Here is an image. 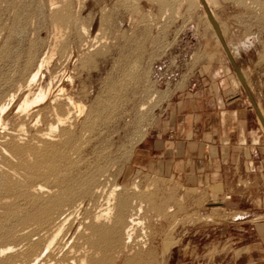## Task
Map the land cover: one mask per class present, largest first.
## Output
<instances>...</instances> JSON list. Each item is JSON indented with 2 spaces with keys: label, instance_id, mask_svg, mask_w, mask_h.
Wrapping results in <instances>:
<instances>
[{
  "label": "rangeland",
  "instance_id": "rangeland-1",
  "mask_svg": "<svg viewBox=\"0 0 264 264\" xmlns=\"http://www.w3.org/2000/svg\"><path fill=\"white\" fill-rule=\"evenodd\" d=\"M195 1L0 0V101L6 109L18 90L25 96L26 74L44 55L50 59L33 91L64 84L83 105L79 120L72 109L63 125L51 115L29 129L14 108L0 126V264H29L36 252L46 257L50 239L30 235L39 226L21 207V193L38 184L57 189L65 175L74 194L66 195V214L75 209L66 233L84 264H264L263 189L254 209L239 212L231 208L239 200L218 185L158 173L135 159L146 130L179 91L212 82L231 85L229 92L237 85L244 94L204 6L264 116V0ZM50 125H58L53 133ZM12 130L19 132L14 144L22 155L9 152ZM38 131L48 133V142ZM252 136L264 159L259 123ZM52 147L60 155L29 175L39 152ZM114 187L113 222L94 223ZM130 216L139 224L123 245Z\"/></svg>",
  "mask_w": 264,
  "mask_h": 264
},
{
  "label": "crops",
  "instance_id": "crops-1",
  "mask_svg": "<svg viewBox=\"0 0 264 264\" xmlns=\"http://www.w3.org/2000/svg\"><path fill=\"white\" fill-rule=\"evenodd\" d=\"M229 87L209 82L179 91L146 130L135 159L158 173L218 185L222 194L239 200L231 208L240 212L254 209L264 190V159L256 150L262 147L255 146L252 136L261 123L243 87L245 95L237 85L230 92ZM259 94L264 102V85Z\"/></svg>",
  "mask_w": 264,
  "mask_h": 264
},
{
  "label": "bare ground",
  "instance_id": "bare-ground-1",
  "mask_svg": "<svg viewBox=\"0 0 264 264\" xmlns=\"http://www.w3.org/2000/svg\"><path fill=\"white\" fill-rule=\"evenodd\" d=\"M203 1L207 4V2L205 0H203ZM195 2L199 3L200 6H202V4H203V3H200V0H196ZM61 17H60V19H61ZM48 58H49V56L44 55L42 57V59L38 63H36V66H33V67L31 66L32 69L29 71L28 74H26V75H28V78L25 82L26 93L25 94L23 93L25 95L24 97L21 96V94H20L21 92H20V90H18V94L16 95V98L13 99V101H10L11 106L8 109H6L8 104L6 106V103L0 101V126L4 125L6 123L9 115L11 114L8 112L9 111L12 112L14 110V108H17V111L15 110L16 111L15 114L17 115L20 123L22 125H25V124L29 125V129H33V130L36 128L35 127L36 123L41 122L42 119L45 121V119L51 115L54 116L55 119H57L56 122L58 123V125H60V124L63 125V123H65L66 120H68L70 117L72 118V109L75 111L74 115L76 116L75 117L76 121L79 120L80 112L83 110V105L80 103H75L72 100L70 94L66 93V88H65L64 84H60L55 91H51L50 89L45 91V89H43V88H40L37 91H33V87H34L33 82L35 81L37 76L39 74H41V68L43 67V63ZM44 66H46V65H44ZM26 75H25V78H26ZM19 84H20V82H19ZM31 87H32V89H31ZM15 91H17V89ZM12 114H14V113L12 112ZM51 119H53V117ZM58 125L57 126L54 125L55 127L50 125V127H48L49 132L53 133L56 130V128L58 127ZM21 130H23V129H21ZM38 132L41 133V131H38ZM17 133H19V132L15 131V130H12L9 133L13 142L9 144L8 149H9V152L11 154L14 153V154H18V155L21 154L22 155L25 152L23 147H19L18 145L14 144L15 143L14 141H16L19 137V135ZM29 133H31V132H29ZM39 133H38V138L41 140H44V142H48L47 141V140H49L48 139L49 136L47 137L48 133L47 134L41 133V135H39ZM48 144H49L48 147L50 145H52V143H48ZM57 150L58 149L52 147V148H45L42 152H39V155L37 156L39 158L38 162H36L37 164H35V165H33V167H31L29 175L32 173L34 174V171L37 170L39 163L47 161L50 157L59 156L60 152H58ZM5 152L6 151H4V154H5ZM7 158H9V157H7ZM57 163H58V161H57ZM1 168H2V166H1ZM57 186H58L57 189H55L56 187H44V186H41L38 184V185L31 187L33 189V190H30L31 192L29 190H25L24 192L21 193V197H22L21 207L24 209V211L27 212L26 215H28L29 217H32L33 219L36 220V222L38 223V226H39L36 230H33V231L31 230L30 235L31 236H37V237H39V239H41L42 237H44L43 238L44 240L50 239L49 244H47L48 246H46V250H47L46 251L47 252L46 257L44 259L40 260V257L42 256L43 253L42 252H40V253L36 252L35 254H33V256H32L33 258L29 264H84L83 261H85V260L82 261V258L79 257V251H81V250H79L78 246L77 245L70 246L72 241L74 240V236H71V234L66 233V224L71 217L70 216L71 213L75 210V209H73L69 214H66V200H67L66 195L68 196V198H71L74 195L70 190L71 188L69 187L70 188L69 189L67 187L68 185L66 186V175L64 178H62L57 183ZM118 188L114 187L113 189L110 190L109 193H107L108 197L106 198V201H105L106 207L103 210L100 209L99 213L95 214L94 219H93L94 223H99V222L103 221V223L109 225V223L113 222L112 219L115 216H114V212H113L114 209H113L112 204H113V199H114V195H115L114 191ZM12 191H13V189H12ZM3 206H5L6 208H8L7 206H10V209H11L15 205H9V204L6 205L4 203ZM137 211H140L139 208L137 209ZM78 216L79 215H77V217ZM28 218H27V220H28ZM128 219H129L128 224L123 229V234H124L123 245H127L130 242V240H132L131 239V237H132L131 236L132 235L131 230L133 229L132 228L133 225H135L136 223H137V225L139 224L137 222V219L135 220V218H133L131 216ZM139 222H140V220H139ZM28 224H29V222H28ZM78 228H76V229H78ZM20 233H22V232H20ZM31 239H33V238H31ZM142 245H143V247H146L144 244H142ZM66 248L69 249V251L67 253H66Z\"/></svg>",
  "mask_w": 264,
  "mask_h": 264
},
{
  "label": "water",
  "instance_id": "water-1",
  "mask_svg": "<svg viewBox=\"0 0 264 264\" xmlns=\"http://www.w3.org/2000/svg\"><path fill=\"white\" fill-rule=\"evenodd\" d=\"M203 8H204V10L206 11L208 21H209V23L212 25L216 37L218 38L220 44H221L222 47H223L224 52L226 53V56H227V58H228V60H229V62H230V65L233 67L234 72H235V74H236L238 80H239L240 83L242 84V87H243V89H244V91H245V94H247V97H248L250 103L252 104V107L255 109V112H256V115H257L258 122L261 123V126L263 127V130H264V121H263V119H262V115L260 114V111H259V109L257 108V106H256V104H255V102H254V99H253V97H252V94H250V92H249V90H248V87H247V85H246V81H245L244 78H243V74H242V72H241L240 68L235 64V62H234V60H233V58H232L230 52L228 51V48H227V46H226V44H225V41H224V39L222 38V35H221V33H220V29H219V27H218V24H217V23L215 22V20L213 19V17H212V15H211V13L209 12V10L206 9L205 6H204Z\"/></svg>",
  "mask_w": 264,
  "mask_h": 264
}]
</instances>
